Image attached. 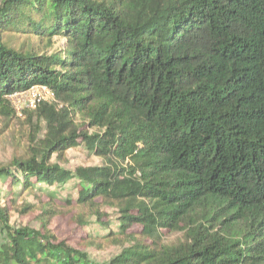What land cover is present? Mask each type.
<instances>
[{"label": "trees", "instance_id": "trees-1", "mask_svg": "<svg viewBox=\"0 0 264 264\" xmlns=\"http://www.w3.org/2000/svg\"><path fill=\"white\" fill-rule=\"evenodd\" d=\"M33 85L54 98L19 116ZM0 118L31 132L0 163V264H264V0H0ZM70 181L106 260L50 229Z\"/></svg>", "mask_w": 264, "mask_h": 264}, {"label": "rangeland", "instance_id": "rangeland-1", "mask_svg": "<svg viewBox=\"0 0 264 264\" xmlns=\"http://www.w3.org/2000/svg\"><path fill=\"white\" fill-rule=\"evenodd\" d=\"M55 47L63 43V41L56 37ZM23 96H11V100L16 104H20ZM25 118V117H24ZM24 118H14L13 121L3 120L0 118V163L9 162L14 156L22 155L28 150V145L31 140L30 127L25 123ZM43 133V132H42ZM42 134L40 133V136ZM63 164L68 167H74L79 164L98 163L99 159L88 158L87 153L82 149L70 150L66 153ZM73 181L68 182L63 188H59V194L55 198V204L58 207L63 206V215H58L52 219L50 229L54 232L59 240H66L77 248L87 250L91 257L96 260H106L113 254L119 252V248L105 239V230L101 229L97 223L92 221L88 226H81L76 223L73 218L83 212L80 206L65 205L69 200L77 199V187H72ZM51 190H53L51 188ZM49 199L48 191L45 188L36 189L33 193L25 194L23 198L19 199L18 205L21 207L22 203L28 202L35 205L45 202ZM75 205V204H74ZM107 210V209H106ZM85 211V210H84ZM107 211L112 213L109 208ZM39 209H34L29 213H20L13 211L11 214L12 222L16 226L29 225L39 227L38 215ZM87 217V216H86ZM95 239V245L89 246L90 239ZM181 238L180 233L170 234L166 237L167 242H172Z\"/></svg>", "mask_w": 264, "mask_h": 264}, {"label": "built area", "instance_id": "built-area-1", "mask_svg": "<svg viewBox=\"0 0 264 264\" xmlns=\"http://www.w3.org/2000/svg\"><path fill=\"white\" fill-rule=\"evenodd\" d=\"M13 95L14 96L20 95L24 97L19 105L11 100L19 116H22L23 113L22 111L24 108L26 107L34 108L42 100L51 101L54 98L53 92L44 85H33L27 90L17 91Z\"/></svg>", "mask_w": 264, "mask_h": 264}]
</instances>
